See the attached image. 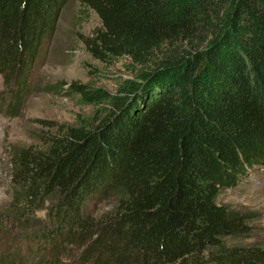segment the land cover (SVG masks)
Listing matches in <instances>:
<instances>
[{
    "label": "trees",
    "instance_id": "trees-1",
    "mask_svg": "<svg viewBox=\"0 0 264 264\" xmlns=\"http://www.w3.org/2000/svg\"><path fill=\"white\" fill-rule=\"evenodd\" d=\"M68 1L0 0L5 86L25 88ZM79 1L101 22L82 37L88 53L128 58L143 82L122 95L71 82L110 112L12 155L30 200L60 195L49 241L84 247L89 264H264L260 247L225 246L249 233L251 214L219 201L264 165V0ZM110 196L114 210L93 218Z\"/></svg>",
    "mask_w": 264,
    "mask_h": 264
},
{
    "label": "rangeland",
    "instance_id": "rangeland-1",
    "mask_svg": "<svg viewBox=\"0 0 264 264\" xmlns=\"http://www.w3.org/2000/svg\"><path fill=\"white\" fill-rule=\"evenodd\" d=\"M100 27L93 10L79 0H69L40 58L27 72L25 88L20 90L15 83L5 86L0 74V264H89L83 259L84 247L49 241L60 195L54 191L30 200L11 179V157L20 148H45L42 134L54 132L57 125L77 126L83 119L90 122L96 114L100 118L110 112L109 99L87 102L70 90L71 82L114 95H122V87L129 90L143 82L128 58L103 63L88 53L82 37ZM219 201L251 214L249 233L226 238L225 246L264 249V165L249 170L234 187L225 189ZM114 205V196L92 203L90 215L97 218L114 210Z\"/></svg>",
    "mask_w": 264,
    "mask_h": 264
},
{
    "label": "water",
    "instance_id": "water-1",
    "mask_svg": "<svg viewBox=\"0 0 264 264\" xmlns=\"http://www.w3.org/2000/svg\"><path fill=\"white\" fill-rule=\"evenodd\" d=\"M253 263H254L253 261L250 262V264H253Z\"/></svg>",
    "mask_w": 264,
    "mask_h": 264
}]
</instances>
